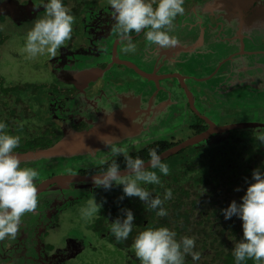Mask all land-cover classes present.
<instances>
[{
  "label": "rangeland",
  "instance_id": "rangeland-1",
  "mask_svg": "<svg viewBox=\"0 0 264 264\" xmlns=\"http://www.w3.org/2000/svg\"><path fill=\"white\" fill-rule=\"evenodd\" d=\"M4 1L5 0H0V2ZM94 1L97 0H92V2ZM86 5L88 14L86 12V16L82 17V24L84 26L79 25L77 29L73 28L71 34L72 36L75 34V40L78 39L76 45L84 50L83 52L89 50V47L91 49L93 40L96 36H93V31L86 28V21L90 18V23L96 27V22L104 23L102 18L107 19L108 17H106L105 14L107 13L105 12H100L101 15L97 16L98 12L102 10L93 8V5L96 6V3L92 4L89 2L86 3ZM190 8H193V6L188 7V9ZM191 14L195 16V13ZM43 16L44 14L39 17L41 18ZM262 20H264V18H259L257 21L264 23L261 22ZM34 22L35 21L31 23ZM75 22L74 20V24ZM32 25L33 24H30L26 26V29H19L15 32L14 27L9 28V26L4 25V23H0V40L3 41V43L0 42V78L4 80V83L8 86H15L18 84L24 87L29 84L37 85L41 93L32 95L28 90L23 93L22 97L25 102L21 103L22 105L19 104L16 109L22 112L30 109L27 115L30 116L29 120L22 119L20 123L16 124L14 127L15 129H11L9 126L6 129L10 134L21 137L20 145L14 152L19 151V149L21 150L22 146L26 145L25 141L29 140L31 137L37 136L39 132L48 133V131L53 129V132H58L60 136H62L61 131L68 135L72 130L65 132V127H72L74 130V127L80 124L89 126L92 124L90 119H88L91 117L90 115L93 114L94 119H96L95 115H97L96 111H94V109L97 110V108L94 107L95 105H93V108L89 106L90 98L87 96L89 92H80L79 96L75 94L74 99L71 100L67 99L65 93L60 90L59 87H70V74L72 71L71 68H67L66 70L62 68L59 69L61 65L57 66L56 63H58V61L55 58L57 52L55 56L44 54L35 58H28L23 48L26 33L31 29ZM258 26L259 24L257 27ZM260 28V31L257 30L253 34V39L251 41L249 38L247 39V43L248 49L251 47V50L261 52L246 55L243 58L240 57L235 63L231 62L232 60L224 61L222 60L223 57L219 61L220 56L212 55V58L206 60L204 63L200 64L198 61L199 59L195 58L196 62L191 61L187 65L192 73H198L197 75L201 76V80L211 77L206 82L201 83L203 88L200 84L195 82H191V85L195 89L193 91L196 97V105L202 115L209 117L210 120L218 125L236 122H264V83H261L264 81V27L260 25ZM168 29H172V24L169 25ZM72 38L73 37H71V39ZM71 39L65 41V44H68ZM83 41L84 43L79 45V43ZM132 43L135 44V46L139 44L137 40ZM149 46V48H152L151 45ZM224 46L225 43H221L220 49L227 51V49H224ZM72 48H74V46ZM202 49L205 51L204 47ZM236 49L235 47L234 51ZM225 56H227V53H224V57ZM222 61L223 65L221 68L212 72V67L219 65ZM139 63L143 68L147 70L151 69L142 61H139ZM245 64L247 66H245ZM81 65H86V63H80V66ZM140 78L143 79L138 80L144 81L145 83L146 79L144 80V77L141 76ZM167 82H169V80L163 82V85H167ZM178 84L180 86L178 82L174 83L173 86L168 84L167 87L180 97H172L167 91H165L163 95L160 93V97L155 102V108L151 109L152 113H148L145 120L140 118L135 121V123L141 122V125L136 128V130L138 129L137 134L134 136L133 133L129 134L128 131H126V133L122 132L117 136L118 138L115 139L117 146H127V153L130 155L144 149L156 141L166 140L178 143L194 134L195 131L192 129L191 125L197 124L198 118L190 109L188 112L187 96L182 89L183 87H179ZM152 89L153 86L151 85L146 87L143 93L146 96H143L144 102L147 101V96L150 95ZM113 93L118 97V100L125 96L122 91H119L120 94H118V90H113ZM1 97L2 95L0 94V98ZM106 98H110V96L108 94H102V96L98 95L96 99L107 104ZM111 98L115 99L114 96ZM5 101H7V99ZM8 102L10 107L16 106L13 105V100L10 101L9 99ZM29 102L32 103V106ZM102 110L103 112L100 115L107 112V110L103 108ZM78 115H80L79 118ZM257 135H260V133L256 134L255 137H257ZM242 146H240V149L246 151V148H242ZM261 146L264 149V145ZM196 149L197 147H190L177 154L175 159L180 163L177 166L170 164V161L163 162L168 165L169 169H172V171L169 170V173L181 171L183 168L181 163H184L182 161L185 160H192V162H189V165H191V171L192 169L196 171V173L192 172L193 175H196L201 168L211 167L205 154L208 150L199 152L196 151ZM121 157H123V155L113 157L108 149L100 151L96 159L90 154L80 155L78 158H74L71 163H69L68 160L65 170L62 168V171L58 173L64 174L65 171L78 172L82 169L95 170L105 165L107 162ZM48 167V170L52 169L50 166ZM148 170L152 169L149 168ZM160 179L163 182L165 181L162 178ZM122 194V186L117 185H114L109 191H105L102 188H93L92 191L86 189L71 191L67 196L70 198L73 195L74 198L68 200L74 202L66 203L68 201V197H66V199L62 200L63 205H58L56 208L52 206L47 207L46 210L50 218H44L41 224L40 221H38V227L35 230L26 229L30 235L27 233L25 236L16 234L14 238L6 237L0 240V264H40L39 261L35 262L32 260L40 258L48 259L46 264H128V260L133 259L135 256L134 250L128 248L124 250V255H122V253L114 249L115 247L111 245L107 236L102 237L93 229V225L96 223L99 216L108 212ZM94 197L97 202H104L103 207L93 218L85 220L81 216V209L87 207L88 201ZM45 198L46 196L44 194L38 197L37 206L32 211L33 214L45 212L43 204L48 206V201L46 200L47 202L41 203L45 201ZM53 212H58V215L54 214V216ZM57 216L61 218L56 219ZM27 218H29V214L25 213L21 218V225ZM31 239L33 241H31ZM1 244H6V247H2ZM25 257H30L32 259H26Z\"/></svg>",
  "mask_w": 264,
  "mask_h": 264
},
{
  "label": "flooded vegetation",
  "instance_id": "flooded-vegetation-1",
  "mask_svg": "<svg viewBox=\"0 0 264 264\" xmlns=\"http://www.w3.org/2000/svg\"><path fill=\"white\" fill-rule=\"evenodd\" d=\"M44 2H46V0H5L4 2H0V23H4V25L9 26V28L14 27L15 32L19 29L24 30V28H27L26 26L33 24L31 22L36 21L38 18H40V15L45 14V9L43 7ZM89 2H91L92 4L96 3V6L93 5V8L102 10L98 12L97 16L101 15L100 12H105L108 14H105L106 17L108 16L107 19L102 18L104 23L96 22V27L90 23V18L86 21V28L95 33H93V36L96 35L93 40V46H91V49L89 47V50L83 52L84 50L80 49L76 45L78 39L75 40L74 34L73 36L71 35V37L73 38L68 44L66 43L57 50L55 58L58 61V63H56L57 66L61 65L59 69L62 68L66 70L67 68H71L72 71V73L70 74V87H59L60 90L65 93L67 99L71 100L74 99L75 94L79 96L80 92H89V94H87L88 98H90L89 106L93 108V105H95L94 107H96L97 110L94 109V111H96L97 115H95L96 119H94L93 114L90 115L91 117L88 115L90 118H87L92 122L91 125L87 126L82 123L83 125L80 124L74 127V130L72 127H65V132L72 130L70 133H68V135H71L77 132L88 131L92 128H97L100 126H109L111 127V130L105 132L97 139L88 142L85 146H83L73 154H60L49 158H47L45 155L39 154L41 151L54 146L58 141L68 136L63 131H61L62 136H60L58 132H53V129L51 131H48L51 133L49 135V138L54 141L51 146L47 148L30 149L28 151L19 149V151L14 152V154L21 161V167H31L38 172V176L35 178L36 188L39 185L44 184L47 179H50L57 175L95 174L93 172L90 173V171L92 170L87 169H82L78 172L65 171L64 174H59L58 172H61L62 168L65 170V167L68 164V160L69 163H71L74 158H78L80 155L90 154L94 159H96L100 154V151H104L107 149L105 145L101 143V140L113 138L116 139L118 138L117 136L119 134H121L122 132L126 133V131H128L129 134L133 133V135L135 136L138 130H136V128L141 125V122L135 123V121L139 120L140 118L145 120L148 113H152L151 109L155 108V102L160 97V93H162L163 95V93L167 91L170 93V95H172V97H180L178 94L172 92L169 87H167L168 84H171V86H173L174 83L179 82L180 86L183 87L181 88L184 90L187 96L188 112L190 109L196 117H199L196 112L198 110V112L202 115L196 105V97L193 91L195 89L192 87L191 82L198 83L202 86L201 83L206 82L211 77L201 80V76L197 75L198 73H192V71L189 69V66L187 65L191 61H195V58H198L199 60H197L201 64L206 60L212 58V55H218L220 56L219 61L223 57L222 60H232L231 62L235 63V61L240 57L243 58L246 55L261 52L251 50V47L250 49H248L247 39L249 38L251 41L253 39V34L257 30H261L260 25L264 27V23H260L259 21H257L259 18H264V0H184V14L182 16L178 15L176 17L177 19L173 20V22L171 23L172 29H168L169 26L167 28L168 34L170 36L176 37L177 39V44L174 47L162 49L158 45L150 44L145 40L144 32L146 30H142L140 33H136L133 31L130 33L132 42L137 40L139 44L136 46L137 49L134 52H130L127 54L122 51L123 44L114 31V13L108 3V0H97L94 2H92V0H63L64 5L71 10V14L76 21L73 28L77 29L79 25H83L82 17L86 16V12L88 14L86 3ZM155 6L156 5L153 4L154 8ZM189 6H193V8L188 9ZM191 13H195V16H193ZM261 22H264V20H262ZM258 24L259 26L257 27ZM83 43L84 41L80 42L79 45H82ZM221 43H225L224 49H227V51L220 49ZM149 45H151L152 48H149ZM73 46L75 49L72 48ZM203 47L205 51L202 49ZM235 47L237 49L234 51ZM224 53H227V56L224 57ZM139 61H142L151 69L147 70L143 68L140 65ZM80 63H86V65L80 66ZM222 65L223 61L220 62L219 65L213 66L212 72L219 70ZM245 66L247 65L245 64ZM136 67L148 73L149 75H151V77L144 76L142 72H139L135 69ZM81 74H89L90 78H95L90 81L82 90L81 88H79L80 83H78V76H80ZM161 75L163 77L159 79V81H157L155 77ZM140 76L144 77V80L146 79L145 83L147 84H145L144 81L142 82L138 80L143 79L140 78ZM166 80H169V82H167L168 84L163 85V82H165ZM261 83H264V81H262ZM150 85L153 86L152 92L147 96V101L144 102L143 96H146L143 93L145 92L146 87ZM25 87L30 92V94H32V85H25ZM185 88H187L193 94L194 106L197 109L196 111L191 107L189 103ZM113 90H118V94H120L119 91H122L125 94L124 98L121 96L122 98L118 100V97L114 94L115 91L113 93ZM102 94H108L110 96V98H106L107 104L96 99L98 95L102 96ZM112 96H114L115 99L111 98ZM24 102L25 101H22V103ZM29 104L31 105L32 103L29 102ZM102 108L104 110H107L106 113L110 114V116H106L104 113L103 115H100L103 112ZM29 117L30 116H27L26 119L29 120ZM79 117L80 115H78V118ZM263 123L264 122L257 123L258 125L256 127L251 128H257ZM208 128L209 125L207 124L206 129L201 132H197L194 129L195 132L192 136L202 133ZM45 134L46 133L39 132L37 136L32 137V140L37 137H43L45 136ZM185 140L174 143L175 145H173L172 147ZM195 145L189 146L172 156H176L180 152L190 147H195ZM75 147L76 146H73V148ZM37 153L39 155H37ZM105 165H102L98 168H102ZM48 166H50V168L52 169L48 170ZM93 188L95 187L93 186L92 182H73L66 185V187L64 188L57 185H50L46 188L45 191H42L41 193L37 192V199L41 194H44L46 196L45 201H42L41 203L48 201V206L43 204L45 212L37 213L39 215L33 214L32 211L26 212L27 214H29V218H27L23 222V224L20 225V228L16 234L25 236L26 233L29 234L26 229L35 230L38 227V221H40L41 224L44 218H50L48 215V211L46 210L47 207L52 206L56 208L58 205H63L62 200L66 199V197H68L67 194L71 191L82 189L92 191ZM71 198H74L73 195L70 198L68 197L67 200ZM71 202L74 201L68 200L66 203ZM54 214L58 215V212H53V215ZM100 217H102V215L99 216V218ZM60 218V216H57L56 219ZM113 220L114 218L111 216L108 217L106 221H104L103 225L105 227L107 226L105 232L97 230L96 223H94L93 229L96 230L95 232H97L102 237L107 236L111 245L115 247L114 249L124 255V250L120 249L117 241H115L114 238L110 240V226ZM31 241L33 240L31 239ZM1 245L2 247H6V244ZM25 258L32 259L30 257ZM32 260L35 262L39 261L40 264H46V261H48V259L43 258ZM135 264H140V262L135 261Z\"/></svg>",
  "mask_w": 264,
  "mask_h": 264
},
{
  "label": "clouds",
  "instance_id": "clouds-1",
  "mask_svg": "<svg viewBox=\"0 0 264 264\" xmlns=\"http://www.w3.org/2000/svg\"><path fill=\"white\" fill-rule=\"evenodd\" d=\"M114 13V31L123 44L124 53L134 52L131 32H144L145 40L162 49L174 47L177 39L168 34L167 28L178 15L184 14V0H108ZM155 4V8L153 7ZM45 14L38 18L26 33L23 51L28 58L47 54L55 56L57 50L71 39L74 17L63 0H46L43 3ZM110 116L108 113H104ZM110 123V119H109ZM7 124L0 121V240L14 238L26 212L37 206V188L35 178L38 172L31 167H21V161L14 154L20 145L21 137L6 131ZM256 140L264 145V134ZM113 157L123 155L126 173L121 174L120 164L115 160L100 175L91 177L93 186L105 191L114 185L122 186V195L118 198L137 197L148 210L155 211L158 217L168 215L164 202L172 198V190L165 189L163 199L141 185L163 186L157 170L163 176L169 174V167L162 162L156 148L149 149V160L133 158L127 153V146H117L116 140H101ZM103 162V161H102ZM152 170H148V169ZM252 183L246 189L242 202L233 200L221 212L225 220L233 216L242 221L243 238L232 249L234 264H245L253 260L254 264H264V172L259 168L252 171ZM247 182V180H246ZM239 191V189H236ZM106 202V201H105ZM95 197L81 209L85 220L93 218L103 207ZM121 216L112 221L110 232L117 242L127 240L133 230L134 214L131 209H120ZM177 233L168 227H146L133 240L132 249L140 264H185V256L191 255L193 261L200 259L195 248V237L183 236L176 239Z\"/></svg>",
  "mask_w": 264,
  "mask_h": 264
},
{
  "label": "trees",
  "instance_id": "trees-1",
  "mask_svg": "<svg viewBox=\"0 0 264 264\" xmlns=\"http://www.w3.org/2000/svg\"><path fill=\"white\" fill-rule=\"evenodd\" d=\"M0 42L3 43L2 40ZM32 89V95L40 93L39 86L32 85ZM26 90V87L21 84L8 86L0 78V94L2 95L0 98V121L5 122L11 129L22 119H26L30 110L22 112L16 109L17 105L22 103V95ZM8 98L10 101H14L15 107L9 106ZM6 99L7 101H5ZM197 118L198 125L194 124L191 127L197 132H201L206 129L207 124L200 117L197 116ZM258 133L264 134V123L257 128L233 129L223 133H214L209 139L195 145L196 151L208 150L205 154L211 167L201 168L196 175H193L192 172L196 173V171L193 169L191 171V165H189L192 160H185L182 161L184 162L181 163L183 168L179 172L175 171L167 176L157 173L160 178L165 180L161 181L162 187L151 184L142 185L153 196L159 195L162 199L165 189L172 190V198L165 201L163 205L167 210V216L158 217L155 211L148 210L147 206L137 197L124 198L123 201H115L114 206L97 219L96 229L105 232L107 226L103 225L104 221L111 216L115 220L122 215L120 209L129 208L135 217L133 230L127 240L117 242L120 249L132 248L134 238L146 227L165 226L177 233V240L183 236L195 237L196 243L193 251L199 252L200 259L193 261L191 255H186L185 264H234L232 249L235 243L243 238L242 221L236 216L225 220L221 210L227 208L233 200L237 204L242 202L241 198L245 195L247 187L253 182V170L259 168L264 172V149L255 137ZM50 134L48 132L45 136L37 137L34 140L31 137L25 141L26 145L22 146L21 150L28 151L51 146L54 141L49 138ZM173 145L175 144L166 140L156 141L130 156L148 161L149 149L156 148L160 155ZM240 146L246 148V151L240 149ZM175 157H169L162 162L170 161V164L177 166L180 163ZM115 161L120 164L121 169L125 168L124 157ZM112 162L102 168L92 170L90 173L106 171ZM169 170L172 171V169ZM113 238L116 241L111 234L110 240ZM135 261H139L136 256L129 259L128 264H135ZM245 264H254V261L247 260Z\"/></svg>",
  "mask_w": 264,
  "mask_h": 264
},
{
  "label": "water",
  "instance_id": "water-1",
  "mask_svg": "<svg viewBox=\"0 0 264 264\" xmlns=\"http://www.w3.org/2000/svg\"><path fill=\"white\" fill-rule=\"evenodd\" d=\"M137 71L142 72V74L146 77H151V75H149L148 73L138 69L137 67L135 68ZM78 80L80 83L79 88H81V90L83 88H85L87 86V84L92 81L93 78L89 77V74H81L80 76H78ZM163 76H157L155 77V79L157 81H159V79H161ZM77 80V81H78ZM187 95H188V99H189V103L191 105V107L196 111L197 109L194 106V98H193V94L187 89L185 88ZM197 115H199V117H201L208 125L209 128L199 134H196L190 138H188L187 140L179 143L178 145L171 147L168 150H165L164 152H162L160 154L162 161L171 157L172 155H175L176 153H178L179 151L198 144L200 142H202L205 139H209L210 136L214 133H223V132H227L229 130H233V129H245V128H251V127H256L258 124L257 123H253V122H249V123H231V124H227V125H217L216 123H214L212 120H210L209 117L205 116V115H201L198 110L196 111ZM109 130H111V127L109 126H100L97 128H92L88 131H82V132H77L71 135H68L66 137H64L63 139H61L60 141H58L54 146L45 149L43 151H41L39 154L41 155H45L47 158L52 157V156H56V155H60V154H73L74 152L78 151L80 148H82L83 146H85L88 142L93 141L94 139H97L98 137L102 136L105 132H108ZM75 141H78V144H71ZM73 146H76L75 148H73ZM37 153V155H39ZM146 163V167L148 166L147 163L148 161H145ZM126 173V169H121V174H125ZM102 173H95L93 175H81V174H72V175H57L54 176L50 179H47L45 181L44 184L39 185L37 187V192L41 193L42 191H45L47 187H49L50 185H57L59 187H66V185L73 183V182H91V177L94 175H100Z\"/></svg>",
  "mask_w": 264,
  "mask_h": 264
},
{
  "label": "bare ground",
  "instance_id": "bare-ground-1",
  "mask_svg": "<svg viewBox=\"0 0 264 264\" xmlns=\"http://www.w3.org/2000/svg\"><path fill=\"white\" fill-rule=\"evenodd\" d=\"M74 143H75V144H76V143L78 144L79 142H78V141H75V142H73V143H71V144H74Z\"/></svg>",
  "mask_w": 264,
  "mask_h": 264
}]
</instances>
